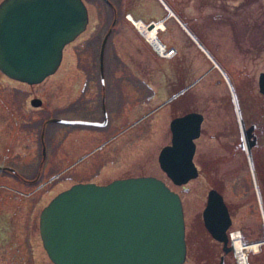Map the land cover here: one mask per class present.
Instances as JSON below:
<instances>
[{
	"label": "rangeland",
	"instance_id": "374dc122",
	"mask_svg": "<svg viewBox=\"0 0 264 264\" xmlns=\"http://www.w3.org/2000/svg\"><path fill=\"white\" fill-rule=\"evenodd\" d=\"M107 1L116 12L105 0H84L88 25L64 47L60 66L43 82L29 85L0 74V165L6 163L22 176L0 172V216L4 211L16 219L11 242L4 245L0 241V264H54L39 232L42 209L75 184L104 185L132 176H155L180 195L187 241L183 264H203L212 256L211 247H216L208 234L198 241L201 250L194 243L197 214L203 209L210 180L217 183L226 202L257 208L258 218L248 217L240 209L234 228L244 223L251 239L263 233L264 213L260 216L253 200L261 191L259 180L251 154L241 145L246 146L242 110L222 72L232 86L231 79L245 80L250 103L244 112L249 121L253 100L264 102L258 86L264 71V0ZM168 8L175 15L169 16ZM177 14L187 19L188 27ZM134 18L144 25L163 22L165 29L159 28L157 36L168 48L174 47L175 54L159 56L134 25ZM110 28L104 72L110 87L117 90L114 123L97 137L91 136L95 127L45 123L46 154L41 159L39 133L45 119L62 115L88 120L98 110L94 96L98 94L99 50ZM185 84H191L190 89L167 103ZM35 96L43 101L39 107L30 104ZM16 101L19 107L12 103ZM191 110L204 115L194 161L207 176L200 174L176 185L161 169L158 155L171 142L170 120ZM105 138L108 140L101 142ZM262 139L264 142V136ZM25 177L34 183L23 180ZM3 219L0 217V237L7 224ZM218 260L212 258L215 263ZM258 261L255 257V264Z\"/></svg>",
	"mask_w": 264,
	"mask_h": 264
},
{
	"label": "water",
	"instance_id": "95a60500",
	"mask_svg": "<svg viewBox=\"0 0 264 264\" xmlns=\"http://www.w3.org/2000/svg\"><path fill=\"white\" fill-rule=\"evenodd\" d=\"M88 22L84 0H2L0 71L29 85L43 82L57 71L64 47L85 31ZM153 27L149 22L148 29ZM111 32V28L107 30L100 44L102 78ZM259 92L264 95V72L259 74ZM42 102L39 97L30 101L35 107ZM55 121L100 125L90 120H47ZM202 121L198 111L170 120L171 142L161 148L158 161L176 185L198 176L195 140L201 134ZM251 131L252 127L245 129L246 147L242 144L248 151L254 143ZM203 219L210 234L226 244L231 221L216 189L208 192ZM39 232L54 264H183L187 258L181 197L152 175L118 178L104 185L79 183L61 191L42 209ZM229 249L224 247L225 252Z\"/></svg>",
	"mask_w": 264,
	"mask_h": 264
},
{
	"label": "flooded vegetation",
	"instance_id": "af4514ba",
	"mask_svg": "<svg viewBox=\"0 0 264 264\" xmlns=\"http://www.w3.org/2000/svg\"><path fill=\"white\" fill-rule=\"evenodd\" d=\"M105 1L107 3H109V1H107V0H105ZM110 6L113 9V12H116L115 7L112 6L111 4H110ZM89 20H90V16H89ZM262 72H264V71H262ZM0 74L3 77L11 79L7 75L2 73L1 71H0ZM85 74L88 75L87 73H85ZM11 80H14V79H11ZM14 81H16V80H14ZM231 82L233 84L232 87H234V84H235L239 88V91L242 94L245 93V95L247 97V100L244 103L239 104L240 109L242 110V115H243V118L241 119V122H242V125H243V128H244V131H245V129H248L249 127H252L251 139H254L253 140L254 143L251 146V148L249 149V151L247 150V148H245V149L247 150V152H249V154H251V156L253 158V161H254V168H255V172H256V175H257L258 180H259V186H260L261 191L259 190V193H258L257 190H256V192H257L256 195L258 197H256V195L254 194L253 200L255 201V203H257V206H259V208L261 210V211L259 210L260 211V216L262 215V217H263V213H264V142H263L262 138L264 136V102L263 103H259L257 105H255L253 102L251 103V104H253L254 108L252 109V112L249 114L251 116V118H249V121H250V123H249L248 115H245V112H244V108L246 107V104L248 102L250 103V95H249V90H248L249 88L246 85L245 80H242L241 82H236V81L234 82L231 79ZM244 83H245V86L243 85ZM190 85L191 84L183 85L181 87V89L178 90V91H180V90L184 89L183 92H181L178 95H176L174 98L169 100L167 103H172L174 100L178 99V97L184 95V93L187 92L190 89V87H191ZM258 86H259V77H258ZM81 89L83 91H85L84 87H81ZM115 89L116 88H111L110 87V78L105 75V72H104V77L102 78L101 75H100V71H99L98 94H96V96H94L95 101H97L98 110L91 112L90 116H92V118L90 117V119H88V120L96 121L100 125H98V126L87 125V126L95 127L97 129V131L91 133V136H93V137H97V136L101 135L104 131H107L106 129H109L110 126L114 123L115 114H116V106H118L117 105V90H115ZM177 92H175V93H177ZM175 93H173V94H175ZM234 93H235V91H234ZM173 94H171V96ZM35 97H37V96H35ZM79 97H82V96H79ZM31 99L32 98H30V101H31ZM12 103H15L14 105L19 107V104H18L19 102L18 101L12 102ZM8 110H10L11 113L13 112V110H11L10 108H8ZM191 111H194V110H191ZM187 112H190V111H187ZM187 112H185V113H187ZM185 113L183 112L180 115H183ZM93 116H95V117H93ZM177 116H179V115H177ZM53 117L64 119V120H81L79 118H68V117L65 118L62 115L53 116ZM48 119L49 118H47V119H45L43 121V123L41 125V130H40V133H39V144H40L39 153H40L41 159L46 154V147H45V144H44L43 135H44V126H45V123H48L47 122ZM203 119H204V115H203ZM15 121L17 123H19V120H15ZM55 122L56 123H64V122H57V121H55ZM31 123H34V121H32ZM64 124H70V123H64ZM80 125H83V124H80ZM244 134H245V132H244ZM244 138H245V136H244ZM106 140H108V138H105V139L101 140V142H103V141L105 142ZM244 147H246V146L244 145ZM244 147L242 146V148H244ZM0 166H1L0 172H9V173H11L13 175H16L18 177L19 176L22 177L19 174L18 169H15L14 167L9 166L8 164L6 165V163L5 164L3 163ZM196 166H197V164H196ZM197 169H198V176L200 174H204V171H203L202 168L200 169L197 166ZM204 175L207 176L206 173ZM23 180H25V181H27L29 183H34L33 179H27L26 177ZM37 184L41 185V183H37ZM44 184H47V182H45ZM100 184H102V183H100ZM243 185L247 189V183L245 182ZM208 186H209V188H208V191L206 193V199H205V202H204L203 209L201 210V212L199 211V213L197 214V218H196L197 221H196L195 227H194L195 228V233H196L195 234L194 243H195V245L197 244L195 246L197 248V250H201L202 247H198V241H199L200 237H202V234L203 235H207L208 234L207 236H209L211 239H213V241L215 242V246L216 247H214V248L211 247V249L213 250V252L211 254L212 256H211L210 259H208V258L205 259V262L203 264H228V261L231 264L230 260L232 261L233 264H237V262H236V249H235L236 240H238L241 243V249L242 250L245 249L244 252H245V257H246L247 264H255V262H254L255 257H257L258 260H259L257 264H264V249H263V245H264V228H262L263 229V233L261 234V236H259L258 238H255V239L249 238L248 234H246L247 228H245L244 223L241 224V228H238V229L234 228L235 227V223H236V217L239 214L240 209H244V211L248 215V217L252 216V217L258 218V210H257V208L256 209L252 208V207L249 208L248 206H246L247 203L237 204L236 205V204H234L232 202V200L226 202L224 197H223V195L218 190L217 183L214 180L213 181L210 180V183H209ZM210 189H216L222 195L224 203H225L227 211H228V215L230 217L231 223H230L229 227L226 230V239H227V243L226 244H224V242L216 240L210 234V232L207 230V228L205 227V224H204L203 211H204V208H205L206 203H207V196H208V192H209ZM249 213H251V215H249ZM246 220H247V217H246ZM243 221H245V216H244V218H241V222H243ZM185 238H186V235H185ZM253 244H257V247L255 249L252 248ZM186 246H187V241H186ZM224 247L230 248L229 251L225 252L224 251ZM212 258H214V260H216V258H219V260H218L217 263H215V261H212Z\"/></svg>",
	"mask_w": 264,
	"mask_h": 264
},
{
	"label": "trees",
	"instance_id": "16d2710c",
	"mask_svg": "<svg viewBox=\"0 0 264 264\" xmlns=\"http://www.w3.org/2000/svg\"><path fill=\"white\" fill-rule=\"evenodd\" d=\"M178 15V14H177ZM180 17V19L182 20V22L187 26V24L185 23V21H187V19L185 17H182L181 15H178ZM136 17V16H134ZM189 23V22H187ZM188 27V26H187ZM197 33V32H196ZM195 35V34H194ZM196 36V35H195ZM197 37V36H196ZM198 38V37H197ZM201 38V37H200ZM234 91H235V94H236V97L238 99V102L239 104L241 103H244L246 100H247V97L244 94H242L240 91H239V88L234 84ZM261 99H255L253 100V103L255 105L259 104V103H263L260 101ZM1 216L2 218H4L3 220L6 221V226H5V229H4V233L2 234V236L0 237V241L3 242L4 245L8 244L11 242V233L13 231V228L15 227L16 225V219L14 218L13 214H8V213H5L4 211L1 212Z\"/></svg>",
	"mask_w": 264,
	"mask_h": 264
},
{
	"label": "bare ground",
	"instance_id": "6f19581e",
	"mask_svg": "<svg viewBox=\"0 0 264 264\" xmlns=\"http://www.w3.org/2000/svg\"><path fill=\"white\" fill-rule=\"evenodd\" d=\"M171 15H175V13L171 12ZM133 22H134V25L139 29V31L146 37V39L149 42H155L157 40L156 28H160L163 25V23L159 22L155 25L154 28L148 29V27L146 25H144L141 21H136L135 18L133 19ZM170 49H172V47H169L167 49L166 55L168 57H170V55L174 54V49L173 50H170ZM169 50H170V52H169ZM235 245L237 248H241V243L238 240H236ZM256 247H257V244L252 245V248L255 249Z\"/></svg>",
	"mask_w": 264,
	"mask_h": 264
},
{
	"label": "built area",
	"instance_id": "2783aa9c",
	"mask_svg": "<svg viewBox=\"0 0 264 264\" xmlns=\"http://www.w3.org/2000/svg\"><path fill=\"white\" fill-rule=\"evenodd\" d=\"M149 42V41H148ZM150 45L153 47V49L159 53L161 56H167V48L161 44L160 41L156 40L155 42H149ZM173 50V49H170ZM169 50V52H170ZM236 249V262L237 264H247L245 252L242 251L241 248H235Z\"/></svg>",
	"mask_w": 264,
	"mask_h": 264
}]
</instances>
